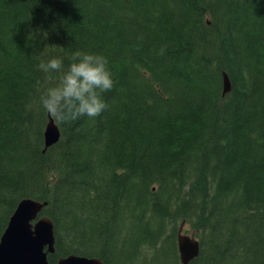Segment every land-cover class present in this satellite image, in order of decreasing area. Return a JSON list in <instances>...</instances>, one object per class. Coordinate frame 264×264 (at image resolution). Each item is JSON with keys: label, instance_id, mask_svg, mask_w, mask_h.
Instances as JSON below:
<instances>
[{"label": "trees", "instance_id": "trees-1", "mask_svg": "<svg viewBox=\"0 0 264 264\" xmlns=\"http://www.w3.org/2000/svg\"><path fill=\"white\" fill-rule=\"evenodd\" d=\"M78 49L108 58V107L51 115L45 151L61 73L37 65ZM24 199L47 203L51 264H181L183 223L189 264H264V0H0V241Z\"/></svg>", "mask_w": 264, "mask_h": 264}, {"label": "clouds", "instance_id": "clouds-1", "mask_svg": "<svg viewBox=\"0 0 264 264\" xmlns=\"http://www.w3.org/2000/svg\"><path fill=\"white\" fill-rule=\"evenodd\" d=\"M165 50L166 46L161 47L159 54ZM37 67L46 75L61 73L58 81L41 91L39 104L62 123L94 119L108 107L104 94L113 89L114 77L105 55L78 49L71 53L67 66L62 57L50 56L41 59Z\"/></svg>", "mask_w": 264, "mask_h": 264}, {"label": "water", "instance_id": "water-1", "mask_svg": "<svg viewBox=\"0 0 264 264\" xmlns=\"http://www.w3.org/2000/svg\"><path fill=\"white\" fill-rule=\"evenodd\" d=\"M224 94L231 92L229 77L224 74ZM54 118L49 115L45 132V151L60 141L61 133ZM47 203L24 199L17 206L0 241V264H51L48 254L55 252L56 237L51 219L41 217ZM178 238L182 264H189L200 254V243L194 235L183 233ZM56 264H104L101 259L70 255Z\"/></svg>", "mask_w": 264, "mask_h": 264}, {"label": "rangeland", "instance_id": "rangeland-1", "mask_svg": "<svg viewBox=\"0 0 264 264\" xmlns=\"http://www.w3.org/2000/svg\"><path fill=\"white\" fill-rule=\"evenodd\" d=\"M189 228L185 229V233L188 235H192V233H194L191 229H189L190 231H188ZM188 231V232H187Z\"/></svg>", "mask_w": 264, "mask_h": 264}, {"label": "bare ground", "instance_id": "bare-ground-1", "mask_svg": "<svg viewBox=\"0 0 264 264\" xmlns=\"http://www.w3.org/2000/svg\"><path fill=\"white\" fill-rule=\"evenodd\" d=\"M227 75V74H226ZM42 76V75H41ZM228 77H229V75H227ZM40 78H42V77H40ZM41 80V79H40ZM46 81V80H45ZM223 82H224V77H223ZM39 83V82H38ZM231 83V82H230ZM40 84V83H39ZM35 86V85H34ZM45 87V86H44ZM47 87V86H46ZM33 88V87H32ZM30 91V90H29ZM35 93V92H34ZM79 125V124H78ZM77 128V127H76ZM76 130V129H75ZM74 130V131H75ZM78 131V130H77ZM77 133V132H76Z\"/></svg>", "mask_w": 264, "mask_h": 264}]
</instances>
